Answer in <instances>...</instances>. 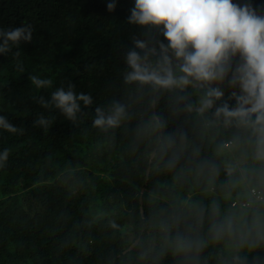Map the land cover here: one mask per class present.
<instances>
[{"label": "trees", "instance_id": "1", "mask_svg": "<svg viewBox=\"0 0 264 264\" xmlns=\"http://www.w3.org/2000/svg\"><path fill=\"white\" fill-rule=\"evenodd\" d=\"M108 2L0 0V28H34L32 43L0 54V116L24 130L0 128V152L9 150L0 167V264H264L261 205L232 206L249 200L251 187L264 194L252 146L218 152L237 130L206 128L185 109L194 95L177 103V94L125 84L124 54L140 31L127 23L134 0H116L111 12ZM30 75L52 85L37 89ZM69 82L93 97L76 121L35 99ZM114 101L126 105L125 119L94 127L95 108ZM41 114L52 118L47 129L34 124ZM153 116L165 127L154 129ZM172 132L184 138L167 147ZM229 217L233 233L214 239ZM180 243L203 246L185 252Z\"/></svg>", "mask_w": 264, "mask_h": 264}, {"label": "clouds", "instance_id": "2", "mask_svg": "<svg viewBox=\"0 0 264 264\" xmlns=\"http://www.w3.org/2000/svg\"><path fill=\"white\" fill-rule=\"evenodd\" d=\"M116 0H109L107 10L114 11ZM264 6L254 7L251 0H134L127 17L129 25L140 29L133 34L131 46L124 54L127 70L125 84L148 86L155 94L174 93L177 103L187 102V112L195 111L205 127L235 128L231 140L218 145V152L232 151L247 142L253 148L254 161L264 167ZM34 28L23 24L15 28H0V54H7L13 45L32 43ZM14 58L20 52L13 53ZM23 71V68H20ZM37 88H48L52 80L30 75ZM189 90H191L189 92ZM226 90L227 95H226ZM36 102L45 109H57L69 121H76L83 107L93 104L90 94L77 93L75 85L56 88L50 99L39 96ZM127 116L126 105L114 101L105 110L95 108L93 126L102 130L116 128ZM211 117V118H209ZM51 117L39 115L36 126L47 129ZM152 127L162 129L165 121L153 116ZM0 128L23 134V129L0 116ZM183 132L167 135L166 146L172 147ZM9 150L0 152V167L4 166ZM237 170L229 165L231 177ZM213 174L216 169L211 168ZM243 182V181H241ZM264 184V174L261 175ZM249 197L264 201V194L256 187L249 188ZM215 214L218 205H213ZM258 225V220H254ZM115 226V225H114ZM234 220L229 217L214 228V239L231 235ZM259 240L264 233L258 232ZM201 243H180L178 251L199 252Z\"/></svg>", "mask_w": 264, "mask_h": 264}, {"label": "built area", "instance_id": "3", "mask_svg": "<svg viewBox=\"0 0 264 264\" xmlns=\"http://www.w3.org/2000/svg\"><path fill=\"white\" fill-rule=\"evenodd\" d=\"M259 193L263 194L261 191L257 190ZM249 200H246V201H241V202H238V201H235L232 203V206L233 207H247L250 205V201H253V202H256V203H259L261 205V215H262V219L264 221V201H261V200H257L255 198H251L249 197Z\"/></svg>", "mask_w": 264, "mask_h": 264}]
</instances>
